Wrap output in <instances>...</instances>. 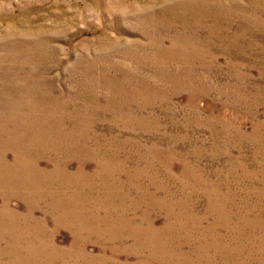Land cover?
Returning a JSON list of instances; mask_svg holds the SVG:
<instances>
[{
    "label": "rangeland",
    "instance_id": "1",
    "mask_svg": "<svg viewBox=\"0 0 264 264\" xmlns=\"http://www.w3.org/2000/svg\"><path fill=\"white\" fill-rule=\"evenodd\" d=\"M0 264H264V0H0Z\"/></svg>",
    "mask_w": 264,
    "mask_h": 264
}]
</instances>
